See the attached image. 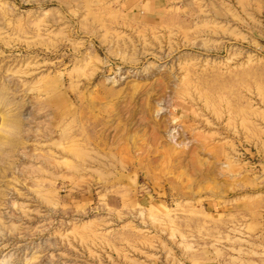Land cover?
I'll list each match as a JSON object with an SVG mask.
<instances>
[{
	"label": "rangeland",
	"instance_id": "1",
	"mask_svg": "<svg viewBox=\"0 0 264 264\" xmlns=\"http://www.w3.org/2000/svg\"><path fill=\"white\" fill-rule=\"evenodd\" d=\"M0 264H264V0H0Z\"/></svg>",
	"mask_w": 264,
	"mask_h": 264
}]
</instances>
